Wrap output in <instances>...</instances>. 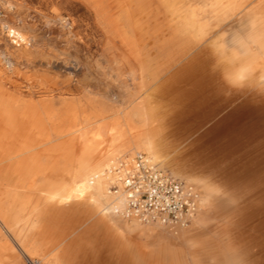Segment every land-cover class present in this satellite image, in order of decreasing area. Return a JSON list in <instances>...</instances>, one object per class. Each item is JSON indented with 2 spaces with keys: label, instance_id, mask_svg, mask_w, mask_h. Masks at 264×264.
Returning <instances> with one entry per match:
<instances>
[{
  "label": "rangeland",
  "instance_id": "rangeland-1",
  "mask_svg": "<svg viewBox=\"0 0 264 264\" xmlns=\"http://www.w3.org/2000/svg\"><path fill=\"white\" fill-rule=\"evenodd\" d=\"M212 3L0 0V86L22 109L34 111L37 128L29 133L40 134L36 146L19 159L35 153L41 156L36 166L49 167L58 161L62 167L63 148L75 142L71 157L82 153L81 133L75 130L84 129L89 139L100 131L110 136L114 127H127V118L139 124V117L130 113L140 107L157 121L163 134L165 147L154 163L194 185L201 198L206 179L217 191L207 228L185 242L170 233L188 229L192 220L186 227L139 222L145 233L127 232L124 251L129 256L123 261L111 256L124 253L112 236L111 217L93 203L44 213L35 231L25 235L35 257L56 251V264H148L134 262L132 255L163 244L172 251L173 264H264V88H228L213 59L220 48L236 47L251 16L264 12V0L223 21L209 11ZM61 17L69 20L68 26L58 21ZM200 26L202 33H198ZM9 29H18L32 42L15 43ZM156 73L159 76L153 81ZM101 141L94 146V163L114 153L108 142ZM134 150L126 158L148 156ZM117 157L109 163L112 168L125 159ZM9 158L2 155L3 161ZM228 217L231 228L223 232L217 224ZM117 219L126 229L133 225V220L118 216L113 221ZM146 227L160 231L152 238L146 235ZM2 233L18 256L5 263L31 264L5 230ZM162 264H168L166 257Z\"/></svg>",
  "mask_w": 264,
  "mask_h": 264
},
{
  "label": "bare ground",
  "instance_id": "bare-ground-1",
  "mask_svg": "<svg viewBox=\"0 0 264 264\" xmlns=\"http://www.w3.org/2000/svg\"><path fill=\"white\" fill-rule=\"evenodd\" d=\"M164 1L169 2L171 0ZM176 1L178 0H174V2ZM255 1L256 0H214V3L210 5L211 7L209 11L217 21H223L224 19L234 17L239 13H242L246 10L249 4ZM58 21L64 26L69 25V20L64 17L59 18ZM247 27V29H244L243 35L237 37L235 41L236 47L234 49L228 50L220 48V50L215 53L213 58L215 59V62L220 65L224 74L226 86L231 89L242 87L264 88V12L251 16V18L247 21ZM17 30L9 29V36L15 43H21L28 46V44L32 42V38ZM198 33H202L201 26L199 27ZM133 57L135 59L136 55ZM158 76V73L154 74L152 76V80L154 81L155 77ZM33 112L34 111L31 109L24 110L17 103H14L7 97L3 88L0 86V223L5 227L7 232L15 233L17 226L22 223L20 219L21 210H23L25 217H27V214L30 211H34L37 212V216H40L42 213V218L44 213H50L54 210L66 212L69 208H72L73 206L79 207L82 204H86L88 201V203L91 202L96 205V207H98L97 209L102 210V213L106 212L108 217H111V224L114 231L112 236L114 241H116L118 245L122 246L123 251L126 250L124 248L125 246L127 247V232L138 233L137 235H139L142 233L144 234L145 231L141 230L142 226L138 221L136 222L133 220V225H129L127 229L120 223V221H118V219L117 221H113L115 217H118L114 210L123 206V200L109 193V186L113 182V178L110 174L112 166L109 163L114 162L118 158L117 156L120 155H122V157L124 155L126 158V153L129 152L128 154H130V151H133L134 149L147 153L148 157L153 162H155L154 160L160 159L163 150L162 148L165 147V145L163 142L164 139H162L163 134L157 125V121L154 118H148L147 111L139 107L133 109L130 113V116L139 117V124L135 125L132 122L134 118H127L129 120L127 127H114L110 136H106L100 131L98 134L96 133L92 139H89L87 131L82 129L81 132L80 129H77L74 132L79 131L81 133V155H79L78 158L71 157V153L74 151V142L63 148L64 152L59 159L60 162H64L62 167H60V163L58 161L49 167H43L36 166L35 164L38 156H31L30 160H28V158L19 159V156L22 155V153L36 146L38 140L40 139V134L32 136L29 133V130L37 128L36 120L32 118ZM117 113L120 114L121 112L119 111ZM101 114L105 113H96V115L99 116ZM24 118H27V123ZM259 118L261 117L259 116ZM104 128L105 125L102 129ZM108 139H110V141ZM98 140H102V143L108 142L110 147L114 148V153H110L104 161L94 163L93 152L97 149L94 146L97 144ZM4 153L9 154L10 158L7 161L2 160V155H4ZM119 159L120 157L117 161ZM180 166L181 165H179V167ZM189 171L191 170L189 169ZM191 172L194 175L201 176L193 171ZM202 188L203 197H200L199 200V206L201 204L200 212L197 218L193 217L191 219L192 226L183 231L176 229L170 233L172 236H177V238L184 240L185 242H187L189 236L198 232L199 229L207 228L211 221L210 219L208 220V211L214 206L213 203L215 202L217 191L214 184L209 179H206ZM37 196L40 198L42 203L47 204L45 210H43L44 208L38 210V208L32 206L34 197ZM24 221H26V219H24ZM38 221L39 223L34 222L31 225L30 230L35 231L41 223V219ZM231 224L230 218L228 217L219 221L217 226L225 232L230 230ZM146 230L148 232L146 235H152V238L158 231H160V229L147 227ZM163 246V244L156 245L150 251L142 250V252L138 253L140 254L138 258L137 254L132 255V259L136 263L141 260H145L148 264H162L163 258L166 257L168 259V264H173L169 261L172 251ZM24 247L29 253L27 258L31 264H56V260L59 256L58 253H55L56 251L53 253L39 254V258H37L32 250H29L26 245ZM191 248L196 249L195 246H190V249ZM115 254L116 255L112 254L111 256L118 261L126 260L129 256V254L125 253V251L124 253L118 252ZM36 259L37 262L33 263L32 261Z\"/></svg>",
  "mask_w": 264,
  "mask_h": 264
},
{
  "label": "built area",
  "instance_id": "built-area-1",
  "mask_svg": "<svg viewBox=\"0 0 264 264\" xmlns=\"http://www.w3.org/2000/svg\"><path fill=\"white\" fill-rule=\"evenodd\" d=\"M109 193L123 200L115 214L125 220L186 227L199 209L200 194L143 153L121 159L110 170Z\"/></svg>",
  "mask_w": 264,
  "mask_h": 264
},
{
  "label": "crops",
  "instance_id": "crops-1",
  "mask_svg": "<svg viewBox=\"0 0 264 264\" xmlns=\"http://www.w3.org/2000/svg\"><path fill=\"white\" fill-rule=\"evenodd\" d=\"M31 156H35V157L38 156L37 161L40 159V154L37 155L34 153ZM28 160H30V158H28ZM35 163H36V161H35ZM32 206L38 208V210H40L41 208H44L43 210H45L47 204L42 203L40 201V198L37 196V197H34ZM41 215H42V213H41ZM41 215L37 216V212H34V211L31 212L30 211L27 214V217H25L23 210H21V218L20 219H21L22 223L19 226H17L15 233L7 232L5 227L0 223V226L2 228V229L0 228V264H6L5 261L10 259V257H13L15 255L14 248L11 247L10 243L7 240H5L4 235L2 233V230H5L6 234H8L10 236V238H12V240H14L17 243L20 252L25 257H27V255H29V253L26 251L24 246L26 245L27 248L29 250H32V251H33V248L26 244L25 235L27 236L28 234H31L34 232L33 230H30L31 225L34 222L39 223L38 220L41 219ZM24 219H26V221H24ZM6 252H7V255H3V253H6ZM15 259L18 260V256L15 255Z\"/></svg>",
  "mask_w": 264,
  "mask_h": 264
}]
</instances>
